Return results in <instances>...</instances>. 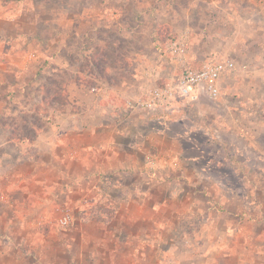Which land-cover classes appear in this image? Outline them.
Segmentation results:
<instances>
[{"label":"rangeland","instance_id":"374dc122","mask_svg":"<svg viewBox=\"0 0 264 264\" xmlns=\"http://www.w3.org/2000/svg\"><path fill=\"white\" fill-rule=\"evenodd\" d=\"M263 21L264 0H0V71L9 61L20 64L21 55L35 54L27 74L17 79L23 107H11L29 139L33 126L46 133L71 127L67 115L83 110L71 104V83L86 93L105 89L117 95L129 83L136 58L145 66L141 82L154 84L141 91L144 96L125 94L121 102L145 98L155 86L175 80L169 44L180 37L187 40L188 57L205 60L213 53L235 62L218 98L175 101L165 119L148 122L157 140L148 144L145 168L100 171L96 162L87 159L83 165L79 156L71 157L63 143L62 163L52 168L46 142L31 146L28 156L0 162V228H28L25 238H37L51 258L69 241L75 242L69 244L74 256L101 250L103 258H114L125 249L108 246L136 239L126 228H154L155 259L162 255L161 240L178 242L186 234L185 240L212 249L227 240L226 226L241 225L242 219L250 220L251 229L264 228ZM5 77L15 82L14 73ZM94 86L99 89L93 91ZM7 95L11 92L0 86V114ZM124 108L121 115L110 109L120 119L143 110ZM13 172H35L41 183L29 179L22 185L21 177L9 189L17 181ZM117 178L123 181L118 187ZM65 210L72 219L61 225ZM99 238L104 241L98 243ZM179 251L175 245L169 255ZM34 252L26 247L27 262Z\"/></svg>","mask_w":264,"mask_h":264},{"label":"crops","instance_id":"0c3cea01","mask_svg":"<svg viewBox=\"0 0 264 264\" xmlns=\"http://www.w3.org/2000/svg\"><path fill=\"white\" fill-rule=\"evenodd\" d=\"M230 7H232V4H230ZM262 24L264 25V21ZM218 33L220 34V32ZM134 55L137 56L136 54ZM33 56L35 54L31 52L24 56L21 55L22 59L20 64L14 66L9 61L5 68L0 71V75L3 77V79H0V86L5 88L7 92H11V95L3 97L5 101L3 108L5 109L0 114V162L6 161L7 158L18 160L22 155L28 156L30 154L28 153V149L31 146L39 147L46 142L50 153L49 164L52 168H58V165L62 163L61 159L63 155L58 152L62 143L69 148L71 157H80L79 161L83 165H87V159L93 163L96 162L97 164H94L95 168L100 171L122 168H134L138 170L147 167L144 159L145 151L150 141L157 140V138L153 137L155 136L153 135L154 131L149 130L147 124L155 118L165 119L169 111L163 109L150 111L142 108L143 110L141 112L136 109L131 111L130 117L126 119H120L118 117L117 112L121 115L125 110L124 106L126 107V101L121 102L120 96L124 97L125 94L144 96L146 92L141 94V91L149 90L151 85L154 84L150 83L151 79H147L146 83L141 82L142 76L140 74L144 71L145 66L143 68L139 66V62L136 60L137 58L135 59L136 62L134 65L131 66L129 83L126 84L125 82L124 84L126 86L117 95H111V92L107 93L105 89L103 90L104 93H101V91L95 94L86 93L87 91L71 83L69 86L70 89L74 90L72 92L73 99L75 100H72L71 104L83 106L81 112L74 111L67 115L72 121L71 127L64 129L65 132L62 129L60 131L53 128V130L50 129L46 133L33 126V137L29 139V136H26L19 130L21 117L19 115L13 116L11 114V107H23L24 102L21 98H18V91L22 86L20 82H17V79L27 74L29 62H31ZM188 56L187 59L189 62L192 65L197 64V66L202 65L203 62L211 58L219 60L213 53L206 56L205 60H199L198 56L195 55ZM147 62H150V59ZM147 70V73L150 74V68ZM159 70L161 72L163 71L162 68H159ZM6 73H14L15 82H10L6 77L4 78ZM226 76L227 74L223 77L222 83L224 82V84L226 83L224 81ZM148 83L150 86L146 88L145 85ZM203 96L205 95L201 97ZM176 101L192 103L190 100L181 97ZM112 107L117 109V112H112V109H110ZM10 116L12 117L13 123H9ZM6 119L8 122H6ZM75 126H79V129L74 128ZM65 136L66 139L63 140ZM81 151L83 154H81ZM90 154L92 155L90 156ZM30 157H33L35 164L38 162L39 164L41 163V160L36 157V154H33V156L30 155ZM13 176L17 177V181L13 179L9 185V189L14 184L19 183L21 177L24 178L21 180L22 185H25L29 179H33V182L41 181L39 180L41 177L35 172L29 175L16 172ZM148 180V178H145V184H148ZM115 183L118 187L123 181L117 178L115 179ZM141 183L140 181L139 184ZM249 221L242 219L241 225L237 224L235 226L232 224L228 227L226 226L227 240L220 242L217 247L216 245H212V249L210 246L201 243L200 240H185L187 237L186 234L184 235V239L178 242L158 241L157 245L161 248L162 255L157 259L154 257V228H126L127 233L136 239L126 242L127 244L120 242L113 243V241V244L108 246V248L115 250L125 249L124 252H120L117 255L114 252V258H103L100 254L101 250L99 252L97 251L98 253L81 251L80 256H74L70 254L69 250V244L75 243L73 241L66 242L67 245L63 244L61 248L56 249L62 250L60 255L51 258L47 253L41 251L40 243L36 241L37 238H34V240L25 238L28 228H0V233L5 234L4 238H0V264H264V228L260 227L259 230L257 228L251 229ZM19 233L21 235H17ZM118 233V231L114 233V239ZM16 235L15 240L14 237ZM139 235L143 236V239H137ZM238 235L241 236L240 242L236 239ZM102 241L104 240L99 238L98 243ZM175 245L180 251L176 256L173 254L170 256V250ZM26 247H31L35 251L34 255L31 254L29 256L28 262L25 253ZM202 249L210 252L211 257H205L204 250ZM141 250H144L145 256L141 254ZM184 250L189 251V254H184Z\"/></svg>","mask_w":264,"mask_h":264},{"label":"built area","instance_id":"2783aa9c","mask_svg":"<svg viewBox=\"0 0 264 264\" xmlns=\"http://www.w3.org/2000/svg\"><path fill=\"white\" fill-rule=\"evenodd\" d=\"M170 53L174 56L177 75L175 80L164 86H155L145 98L127 99L126 107L145 108L149 110L163 109L169 111L175 101L181 97L196 102L202 95L218 98L222 90L224 75L235 69V62L231 59H208L200 66L192 65L187 59V40L178 38L169 44ZM98 88L94 86L93 91ZM70 210H65L59 216L61 225L71 222Z\"/></svg>","mask_w":264,"mask_h":264},{"label":"trees","instance_id":"16d2710c","mask_svg":"<svg viewBox=\"0 0 264 264\" xmlns=\"http://www.w3.org/2000/svg\"><path fill=\"white\" fill-rule=\"evenodd\" d=\"M40 113V111H38Z\"/></svg>","mask_w":264,"mask_h":264}]
</instances>
